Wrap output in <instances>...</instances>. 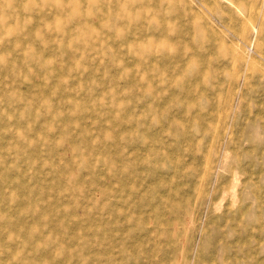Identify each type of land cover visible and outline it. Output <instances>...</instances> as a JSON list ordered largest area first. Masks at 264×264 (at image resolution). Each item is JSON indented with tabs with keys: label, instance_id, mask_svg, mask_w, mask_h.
Masks as SVG:
<instances>
[{
	"label": "rangeland",
	"instance_id": "1",
	"mask_svg": "<svg viewBox=\"0 0 264 264\" xmlns=\"http://www.w3.org/2000/svg\"><path fill=\"white\" fill-rule=\"evenodd\" d=\"M0 264H264V0H0Z\"/></svg>",
	"mask_w": 264,
	"mask_h": 264
}]
</instances>
